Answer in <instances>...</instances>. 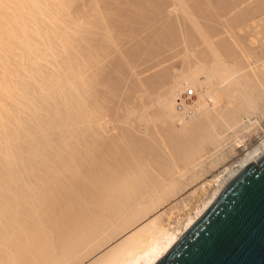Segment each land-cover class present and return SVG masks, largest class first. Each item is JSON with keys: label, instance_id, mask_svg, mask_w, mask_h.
<instances>
[{"label": "bare ground", "instance_id": "obj_1", "mask_svg": "<svg viewBox=\"0 0 264 264\" xmlns=\"http://www.w3.org/2000/svg\"><path fill=\"white\" fill-rule=\"evenodd\" d=\"M109 2L72 57L71 0H0V264H152L264 153L168 200L264 92V0Z\"/></svg>", "mask_w": 264, "mask_h": 264}, {"label": "water", "instance_id": "obj_2", "mask_svg": "<svg viewBox=\"0 0 264 264\" xmlns=\"http://www.w3.org/2000/svg\"><path fill=\"white\" fill-rule=\"evenodd\" d=\"M152 264H264V153Z\"/></svg>", "mask_w": 264, "mask_h": 264}, {"label": "rangeland", "instance_id": "obj_3", "mask_svg": "<svg viewBox=\"0 0 264 264\" xmlns=\"http://www.w3.org/2000/svg\"><path fill=\"white\" fill-rule=\"evenodd\" d=\"M71 1L73 4L70 3L71 5H69V7H71V8L68 9L69 12L65 16L66 23L63 24L64 25L63 34L65 36L68 33L71 34V36H70L71 44L68 47L67 52L72 57H75V54H77L76 46H78V37H77V33L74 29H75V25H76L75 20L78 18L77 14L80 15V13H79L80 9H78V8H80L82 3L84 4V3L91 1V0H87V1L86 0H84V1L83 0H71ZM101 1H104V2L108 1L109 2L110 0H101ZM125 1H127V0H111L109 3H117V2H125ZM157 1L160 2L162 0H157ZM164 1H169V0H164ZM199 1H204V0H199ZM235 1L236 0H224V4H227V2H229V3H231V5H229V7L226 6L225 11L223 12L224 14L222 13L223 15H226L227 13L228 14L230 13L231 16H233V14L235 15L236 11H235V7L233 6ZM262 1L259 0V2H262ZM123 4H122V6H123ZM123 7H125V4ZM149 7L152 8V6H149ZM232 7H234V8L232 9ZM226 10L229 12H226ZM230 10H234L235 12L233 11V13H231ZM158 12H160V11H158ZM160 14H161V12H160ZM163 14H164V12H163ZM163 14L157 15V17L155 19H156V21L158 20L157 22H159V23L152 21V22H154L153 24H160V22H166L167 21L166 19H168V18L165 14H164V16H166V17H164ZM228 14L226 16H228ZM218 18H221V17H218ZM71 19H74V20H71ZM211 22L212 21H210V23ZM212 23L215 24L214 21ZM260 67H261V65L259 64V66H258L259 71H263V69H262L263 66L261 67V70H260ZM256 70H258V69H256ZM257 86H258V88L260 87L259 84H257ZM261 88H260V90H261V93H260V90L256 88V83H255L254 89L255 90L257 89V92L259 93V95L255 90H253V92L255 91L256 95L258 96L257 97L256 95H254L255 98H253V99H255V101H253L254 102L253 104L255 105L254 109L249 106L248 108H245L246 110L245 109L243 111L241 110L237 115L238 117L236 119V122H234V124H232V126H230L228 128H224L222 130V132L220 134H218V138L216 139V141L218 140L217 142L214 141V143H213V141H209L211 144L208 142L207 145L206 144L202 145L203 151H206V153L204 152L205 154L202 155L203 158L202 157L199 158L201 160H198V163L196 165L191 167L189 170L184 171L185 174L183 173L184 175H182L181 179H179V180L182 183L184 182V184H186V185L184 186V188L182 185V189H181V185H178L180 188L177 187L176 188L177 191L175 190V194L171 195L172 197L169 196L168 200H170L174 197H176V199H175L176 202L177 201L180 202L181 200H185V199H186L185 201L189 200V198H191V196H192V195H190L191 191L193 192V189L197 190L200 183L204 182L205 180L210 179L212 176H215V174L219 175V178H218L219 181L220 180H225V181L228 180L229 179L228 175L230 174L229 172L231 170L238 168L237 164H239L238 162L244 156V154L249 149H251V147L256 145L260 141L261 138L264 137V94H262L264 92H262L263 89H261ZM253 94H255V93H253ZM249 108H251V109H249ZM204 147H206L207 149L205 150ZM199 161H200V163H199ZM226 166L228 168H226ZM193 174L195 177L192 176ZM191 177L193 179H191ZM181 182L179 184H182ZM216 185H217L216 182L211 184L210 187L207 189V192L204 196L209 195L211 193V191L216 187ZM188 195H189V197H188ZM178 199H180V201Z\"/></svg>", "mask_w": 264, "mask_h": 264}]
</instances>
